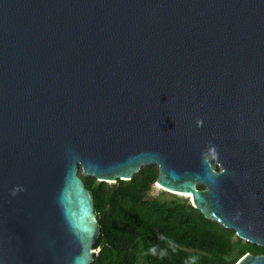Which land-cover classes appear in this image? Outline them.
<instances>
[{"label":"water","instance_id":"water-1","mask_svg":"<svg viewBox=\"0 0 264 264\" xmlns=\"http://www.w3.org/2000/svg\"><path fill=\"white\" fill-rule=\"evenodd\" d=\"M147 165L264 247V0H0V264H90L78 170Z\"/></svg>","mask_w":264,"mask_h":264},{"label":"trees","instance_id":"trees-1","mask_svg":"<svg viewBox=\"0 0 264 264\" xmlns=\"http://www.w3.org/2000/svg\"><path fill=\"white\" fill-rule=\"evenodd\" d=\"M78 173L92 194L100 225L90 264H234L247 252L264 254V247L207 219L187 197L167 191H162L167 198L149 196L156 165L142 166L131 179L115 183Z\"/></svg>","mask_w":264,"mask_h":264},{"label":"rangeland","instance_id":"rangeland-1","mask_svg":"<svg viewBox=\"0 0 264 264\" xmlns=\"http://www.w3.org/2000/svg\"><path fill=\"white\" fill-rule=\"evenodd\" d=\"M162 191H164L161 187L157 186L156 184L153 185L152 189L149 191V196H156V195H160L162 198H167L169 197V194H165V193H162ZM167 193H170V192H167ZM176 196H179V197H186V196H183L181 194H174ZM187 199H189L187 197ZM190 201V200H189Z\"/></svg>","mask_w":264,"mask_h":264},{"label":"bare ground","instance_id":"bare-ground-1","mask_svg":"<svg viewBox=\"0 0 264 264\" xmlns=\"http://www.w3.org/2000/svg\"><path fill=\"white\" fill-rule=\"evenodd\" d=\"M158 186V185H157ZM160 187V186H159ZM187 197H188V195H187Z\"/></svg>","mask_w":264,"mask_h":264}]
</instances>
